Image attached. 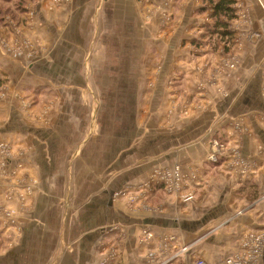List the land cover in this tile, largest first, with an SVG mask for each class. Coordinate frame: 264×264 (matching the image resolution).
<instances>
[{"label":"crops","instance_id":"obj_1","mask_svg":"<svg viewBox=\"0 0 264 264\" xmlns=\"http://www.w3.org/2000/svg\"><path fill=\"white\" fill-rule=\"evenodd\" d=\"M235 2L227 46L238 65L209 87L179 52L210 19L202 0L27 4L12 23L41 54L14 58L0 45V143L20 179L0 187V264H148L174 244L188 247L185 261L217 264L249 235L264 239V0ZM158 31L164 59L144 93V45ZM214 134L233 148L215 164ZM174 167L182 183L162 182Z\"/></svg>","mask_w":264,"mask_h":264},{"label":"rangeland","instance_id":"obj_2","mask_svg":"<svg viewBox=\"0 0 264 264\" xmlns=\"http://www.w3.org/2000/svg\"><path fill=\"white\" fill-rule=\"evenodd\" d=\"M31 1H34V0H26L24 5H23L24 9L21 12H17L14 16H11L9 14L4 15L3 16V23H2V25H0V29L4 31L2 37L0 36V45L8 54L13 56L14 58H18L20 56H23L26 53L28 55L29 59H31V58H33V56H37L38 54H41V52H42L41 48H39L37 45H34V44L31 45V42L25 41L26 39L23 38L22 35L20 34L21 31L19 30L20 29L18 27L19 25L15 26L12 23V22H16V23L17 22H22V23L25 22V18H23V16L25 17L26 14H28L29 8L26 6ZM202 3H203L202 5L206 4L205 6H207V8L203 7L199 11L200 12L199 14L201 15V17H204V16H206L205 12H208V9L210 8V4L203 1V0H202ZM210 19L207 18L206 22L204 24L200 25L202 27H200L199 31H198V29H196V31L194 30L192 32H189V34L185 38L182 39V41L180 43V48H179V52H181V56H182L181 60H183V62L187 61V63H188V60L193 61L194 66H195L194 68H196V66H197L196 70L194 68H193V70L195 72H197L198 69L200 70L199 74L203 75L206 83L208 84V87L210 86V84L213 80L214 73L217 70H219V73H220V70H222V72L224 74L225 72H227V70L233 69V68L237 67V65H238L237 60L234 61V59H233V56H234L233 53H230L231 47L227 46L231 43V41H229L231 34H228L224 37H221L218 33H214L213 32L214 20L213 19L210 20ZM228 25H229V23L227 24V27H228ZM165 26L166 25L163 26V29ZM197 31H198V33H197ZM228 31L230 32V30H228ZM8 34L14 38L13 42L8 41V39L6 38ZM162 36L164 37V35L160 36L159 31H158L155 33V36L152 37V39H151V37L148 38V42L146 41V43H145L146 39L145 38L143 39V41L145 43L144 46L146 47V48H144V50H146V54L141 59V65H143V67H142V69H140L139 80H140V83L143 82L144 84H146L145 87L142 88V92H144V93H146L148 90L150 91L153 88L152 84H149V82H151V78L155 77V73H153V71L157 72V71H160V69H161L160 62H162V60L164 59L163 50H165V49H162V46H160L161 41H159V40H161L160 37H162ZM16 38L20 42L25 41V45H28L29 47L27 49H22L20 47H16L14 45V43L20 44V42H18V41L15 42ZM225 39H226V41H229V42L225 45H222L221 42H223V40H225ZM215 56H217V63H220L219 67H221L222 69H220L219 67L217 69L215 65H212V62H215ZM197 59H203L202 65L197 64V62H196ZM225 59H227V61H225ZM226 63H227V65H226ZM146 67L148 69H146ZM211 74H212V76H211ZM170 75H171L170 79L172 82L175 80H178V79L172 78L173 75L178 76V74H176V72H174L173 74H170ZM163 86L164 85H162L160 87V89H162ZM165 87H166V85H165ZM192 87L194 88V91L197 93L202 92L205 89L204 85L200 84L199 81L195 84V87H194V84L192 85ZM5 89H6V83L4 82V84L0 87V94L4 93ZM216 89H217V87H216ZM140 90H141V88H140ZM24 93H26L29 96L31 95L30 97H33L35 92L32 91V92H24ZM188 101L189 102L194 101V105H195L197 100L190 98V99H188ZM161 102H163V101H161ZM161 102H159V104ZM173 105H176L175 108H178V103L173 104ZM176 111L179 112V110H176ZM178 117H179V119H181V115H179ZM242 125L243 124H240L239 126H242ZM222 137H218L217 134H214V136L210 140V142L212 144L208 145V149L210 150V147H212V146H213V148H215L216 146H214L213 144L216 143L218 152L230 153V148H232V147H230V145L227 143V140H224ZM224 138H226L225 135H224ZM216 159H218V158L216 157ZM4 189L7 190V187H4ZM179 248H180V246H178L177 244L176 245L174 244L173 247L169 246V250H167L165 252L158 251L157 254L151 252V255L149 258L150 261L148 262V264H178L179 263L178 260H177V262L175 261V259L171 260V257L173 256V254H175V252ZM263 248H264V242H262V245L260 247V250H262V252H263ZM159 255L161 257H159ZM111 258H115V257L113 256V257H109L107 259L109 261L108 262L109 264L111 262ZM118 260H119L118 257L115 258V260L113 261L112 264H118V262H117ZM180 261H181V259H180Z\"/></svg>","mask_w":264,"mask_h":264},{"label":"built area","instance_id":"obj_3","mask_svg":"<svg viewBox=\"0 0 264 264\" xmlns=\"http://www.w3.org/2000/svg\"><path fill=\"white\" fill-rule=\"evenodd\" d=\"M264 11V6H263ZM212 143H210L211 145ZM216 146L215 148L210 147V150L208 151L207 155V161L211 163H215L217 161L216 157L218 158L219 155L222 153L218 152L216 143L213 144ZM16 160L14 151H12L11 147L8 144L0 143V187H10L13 185H18L19 183V177H18V168L19 165L14 162ZM162 182H165L167 184H174L178 185L182 183L183 177L181 176V173L179 171V168L174 167L171 169L169 173H162L161 174ZM171 187V186H170ZM13 193L11 194V196ZM8 196L9 198L11 197ZM26 197L18 198L19 202L21 203V209L23 207V201ZM184 200L189 199L190 195H186L183 197ZM262 199H264V195H262ZM131 202L134 201L132 198H128ZM262 242H264V239L262 236H256V235H249L247 237V240H243L240 246V249L233 253V255L227 256L217 264H260V260L262 258V250H260V247L262 245ZM188 250L187 246H183L179 248L175 254L171 257V260L175 259L178 264H209L206 260L201 258H193L191 260L185 261L183 256ZM179 258V259H178ZM181 259V261H180Z\"/></svg>","mask_w":264,"mask_h":264},{"label":"trees","instance_id":"obj_4","mask_svg":"<svg viewBox=\"0 0 264 264\" xmlns=\"http://www.w3.org/2000/svg\"><path fill=\"white\" fill-rule=\"evenodd\" d=\"M26 0H0V25L3 23L4 15L14 16L17 12H21L24 8L23 5ZM210 4L211 13L210 18L213 22V32L218 33L221 37H224L230 32L227 30V24L230 20L234 19L233 5L236 0H203ZM3 81L0 80V87L3 85Z\"/></svg>","mask_w":264,"mask_h":264}]
</instances>
